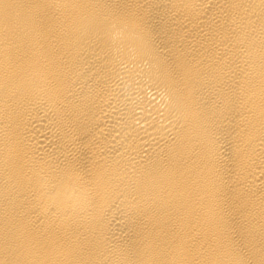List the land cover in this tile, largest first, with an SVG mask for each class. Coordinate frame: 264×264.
Masks as SVG:
<instances>
[{"label":"bare ground","instance_id":"obj_1","mask_svg":"<svg viewBox=\"0 0 264 264\" xmlns=\"http://www.w3.org/2000/svg\"><path fill=\"white\" fill-rule=\"evenodd\" d=\"M0 264H264V0H0Z\"/></svg>","mask_w":264,"mask_h":264}]
</instances>
